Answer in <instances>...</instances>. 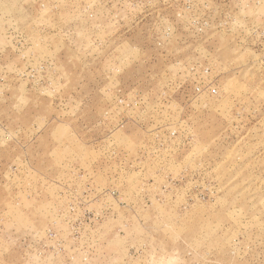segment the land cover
I'll return each mask as SVG.
<instances>
[{"label": "rangeland", "instance_id": "1", "mask_svg": "<svg viewBox=\"0 0 264 264\" xmlns=\"http://www.w3.org/2000/svg\"><path fill=\"white\" fill-rule=\"evenodd\" d=\"M0 264H264V0H0Z\"/></svg>", "mask_w": 264, "mask_h": 264}]
</instances>
